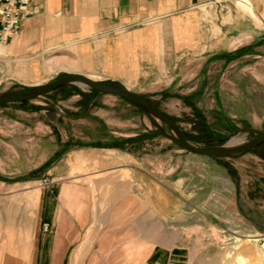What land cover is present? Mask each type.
Wrapping results in <instances>:
<instances>
[{"label": "rangeland", "instance_id": "obj_1", "mask_svg": "<svg viewBox=\"0 0 264 264\" xmlns=\"http://www.w3.org/2000/svg\"><path fill=\"white\" fill-rule=\"evenodd\" d=\"M202 10L211 33L220 23H232L225 31L232 62L218 76V64H212L206 83L214 87L220 77L221 89L234 97L238 81L246 79L241 86L250 92L249 112L264 110V0H218ZM9 49L0 51V92L69 73L117 82L82 72L76 42ZM241 51L251 54L247 61L236 57ZM51 59L67 62L47 72ZM71 63L77 70L64 69ZM192 88L190 80L163 95L132 90L154 96L148 98L197 146L234 147L264 130V113L261 120L249 114L252 120L244 122L243 112L239 125L211 123L210 91L203 114L191 104L199 98ZM99 93L70 82L27 101L0 103V264L40 263L39 237L53 229L43 220L49 214L43 200H59L77 224L89 228V247L115 238L121 264H264V144L227 158L195 154L171 139L176 132L155 115L121 95ZM67 187L76 201L62 195ZM114 189L116 203H110ZM28 193L34 194L32 207ZM114 209L116 219L104 218ZM113 222L115 237L104 234L113 231ZM22 253H28L26 260H20Z\"/></svg>", "mask_w": 264, "mask_h": 264}, {"label": "crops", "instance_id": "obj_2", "mask_svg": "<svg viewBox=\"0 0 264 264\" xmlns=\"http://www.w3.org/2000/svg\"><path fill=\"white\" fill-rule=\"evenodd\" d=\"M217 1L34 0L33 14L22 22L20 36L10 42L8 48L18 53L76 42L82 72L105 74L130 89L138 88L155 95L166 94L192 80L193 95L199 98L197 101L194 97L191 104L197 105L203 114L204 95L210 91L208 113L211 123L227 121L239 125L243 112L246 114L244 122L252 120L249 114L254 120H261L263 107L260 111L252 108L249 112L252 105L248 98L250 92L241 86L246 79L238 81L239 88L234 97L221 89L220 77L216 78L214 87L205 81L211 78L212 64H218L217 73L225 75L227 64L232 62V40L225 34L232 23H220L213 33L211 26L205 28L203 25L202 8L217 4ZM204 17L207 20V16ZM220 31L218 36H212ZM256 54L259 56V51ZM249 56L248 51H241L236 57L242 62ZM51 60L52 68L46 61L47 72L58 71L57 68L67 62ZM64 69L77 70V67L72 64ZM181 99L184 102L187 98L181 96ZM242 106L246 110H240ZM114 191L106 201L116 203ZM73 192L70 187L63 190L62 195L68 198V203L76 201L71 197ZM43 203V211H49L47 217L43 214V220L51 223L53 229L39 237L37 246H42L39 264H121L115 238L111 244L105 242L98 249L91 248L86 242V235L90 233L87 226L77 224L59 200L52 204L43 200ZM104 218L116 219V210ZM112 224L113 231L104 234L115 237L116 222Z\"/></svg>", "mask_w": 264, "mask_h": 264}, {"label": "water", "instance_id": "obj_3", "mask_svg": "<svg viewBox=\"0 0 264 264\" xmlns=\"http://www.w3.org/2000/svg\"><path fill=\"white\" fill-rule=\"evenodd\" d=\"M70 82H82L98 92L117 94L125 97L127 100L144 109L149 115H155L160 120L164 121L176 132V135L168 136L183 148L195 154L207 155V157L212 158H227L232 157V155L249 152L264 144L263 130L259 135L255 136L249 141L234 147H221L218 145H194L186 138L180 125L172 117L158 108L150 98L134 92L132 89L128 88L121 82L99 81L82 73H69L39 86L0 92V103H15L27 101L46 92L55 90ZM162 131L164 132L163 129Z\"/></svg>", "mask_w": 264, "mask_h": 264}, {"label": "built area", "instance_id": "obj_4", "mask_svg": "<svg viewBox=\"0 0 264 264\" xmlns=\"http://www.w3.org/2000/svg\"><path fill=\"white\" fill-rule=\"evenodd\" d=\"M34 0H0V51L17 39L22 31V22L33 14ZM50 229L44 224L45 232Z\"/></svg>", "mask_w": 264, "mask_h": 264}, {"label": "bare ground", "instance_id": "obj_5", "mask_svg": "<svg viewBox=\"0 0 264 264\" xmlns=\"http://www.w3.org/2000/svg\"><path fill=\"white\" fill-rule=\"evenodd\" d=\"M82 85H85L84 83H82V82H80ZM32 193V192H31ZM31 193H28V198L31 200V202H30V207H32V206H34V202H33V199H34V194H31ZM29 217V216H28ZM28 219V218H27ZM30 219V218H29ZM25 222V221H24ZM27 223V222H26ZM25 244H28V243H26V242H24L23 241V246H25ZM26 247V246H25ZM25 247H24V249H25ZM29 247V246H28ZM26 251V250H25ZM26 253V252H25ZM24 253V254H25ZM23 253H22V256H21V259L20 260H26V258H27V254L26 255H24ZM19 261V260H18Z\"/></svg>", "mask_w": 264, "mask_h": 264}]
</instances>
